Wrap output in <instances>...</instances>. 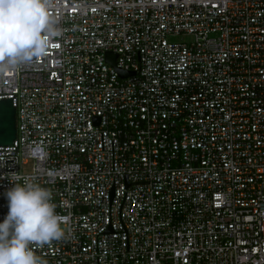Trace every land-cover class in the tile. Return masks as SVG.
<instances>
[{
	"label": "built area",
	"instance_id": "2783aa9c",
	"mask_svg": "<svg viewBox=\"0 0 264 264\" xmlns=\"http://www.w3.org/2000/svg\"><path fill=\"white\" fill-rule=\"evenodd\" d=\"M49 15L47 56L0 72L16 129L0 222L29 180L67 218L34 249L47 264H264V0H52Z\"/></svg>",
	"mask_w": 264,
	"mask_h": 264
},
{
	"label": "clouds",
	"instance_id": "9594fccd",
	"mask_svg": "<svg viewBox=\"0 0 264 264\" xmlns=\"http://www.w3.org/2000/svg\"><path fill=\"white\" fill-rule=\"evenodd\" d=\"M52 0H0V72L47 56L60 35L50 17ZM6 193L8 213L0 222V264H47L34 249L66 237L51 189L17 182Z\"/></svg>",
	"mask_w": 264,
	"mask_h": 264
},
{
	"label": "water",
	"instance_id": "95a60500",
	"mask_svg": "<svg viewBox=\"0 0 264 264\" xmlns=\"http://www.w3.org/2000/svg\"><path fill=\"white\" fill-rule=\"evenodd\" d=\"M106 61L115 66V56L112 54L106 55ZM119 76L126 78L127 74L119 72ZM98 123V120H96ZM15 109L10 100L0 101V146L10 145L15 137Z\"/></svg>",
	"mask_w": 264,
	"mask_h": 264
}]
</instances>
